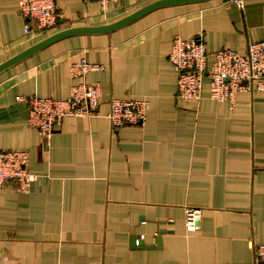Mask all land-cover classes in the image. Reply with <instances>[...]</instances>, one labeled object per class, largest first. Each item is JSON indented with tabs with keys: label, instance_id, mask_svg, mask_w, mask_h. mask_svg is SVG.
<instances>
[{
	"label": "crops",
	"instance_id": "1",
	"mask_svg": "<svg viewBox=\"0 0 264 264\" xmlns=\"http://www.w3.org/2000/svg\"><path fill=\"white\" fill-rule=\"evenodd\" d=\"M153 1L56 0L59 25L26 35L16 0H0V63L54 32ZM174 35L200 37L209 64L221 49L244 54L264 42V0L162 6L110 33L60 39L0 73V150L26 151L36 176L26 192L0 189V264H253L248 242L264 243V92L218 102L205 77L201 98L183 101L168 60ZM82 60L102 69L72 78ZM81 81L100 87L95 114L66 117L46 145L26 99H64ZM111 98L147 100L143 124L112 129ZM188 207L201 211L194 232Z\"/></svg>",
	"mask_w": 264,
	"mask_h": 264
},
{
	"label": "built area",
	"instance_id": "2",
	"mask_svg": "<svg viewBox=\"0 0 264 264\" xmlns=\"http://www.w3.org/2000/svg\"><path fill=\"white\" fill-rule=\"evenodd\" d=\"M104 7L116 0H91ZM241 6V0H234ZM19 14L24 19L26 35L42 34L54 29L62 21V13L56 0H16ZM168 60L177 73V95L185 102H197L201 98L203 80L209 79V97L221 102L233 103L238 92H264V42L249 44L247 52L240 54L221 49L214 53L213 61L207 62V52L200 37L185 38L174 35ZM102 66L82 60L70 67L72 78L83 77ZM102 99L98 83L81 81L72 85L64 99L31 96L28 104V124L36 129L49 144L54 131L59 129L66 117L88 118L95 114ZM148 111L145 99L111 98L107 118L112 129L124 125L143 124ZM28 153L24 150H0V189L15 184L26 192L36 176L30 173ZM199 208L185 209V228L188 232L199 229ZM137 244V240H136ZM253 252V264H264V243L248 242Z\"/></svg>",
	"mask_w": 264,
	"mask_h": 264
},
{
	"label": "water",
	"instance_id": "3",
	"mask_svg": "<svg viewBox=\"0 0 264 264\" xmlns=\"http://www.w3.org/2000/svg\"><path fill=\"white\" fill-rule=\"evenodd\" d=\"M203 0H155L150 2L139 9L135 10L134 12L107 24L96 25V26H73L68 27L63 30H59L54 32L42 40L30 45L29 47L23 49L22 51L18 52L17 54L11 56L10 58L4 60L0 63V73L4 70L10 68L11 66L17 64L18 62L26 59L30 55L34 54L35 52L39 51L40 49L60 40L68 36L73 35H92V34H100V33H110L116 29H119L134 20L140 18L141 16L151 12L152 10L168 5H176V4H183V3H191V2H198ZM137 238L134 236L132 238V243L136 245ZM157 243H160V240L157 239ZM137 246H142V242L137 240Z\"/></svg>",
	"mask_w": 264,
	"mask_h": 264
}]
</instances>
